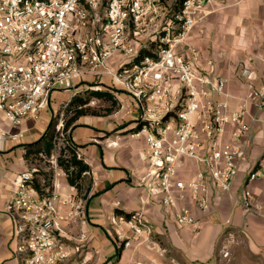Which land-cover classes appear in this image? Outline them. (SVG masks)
<instances>
[{
    "label": "built area",
    "instance_id": "obj_1",
    "mask_svg": "<svg viewBox=\"0 0 264 264\" xmlns=\"http://www.w3.org/2000/svg\"><path fill=\"white\" fill-rule=\"evenodd\" d=\"M227 1L0 0V113L14 124L39 119L54 91L89 77L110 78L138 111L130 135L145 137L146 171L139 180L148 199L177 223L197 228L193 208L208 209L212 189H233L259 132L264 149V84L257 85L256 69H238L246 89L235 94L231 79L212 73L213 60L202 62L188 44L207 7ZM53 162L51 187L37 189L31 168L16 179L8 203L25 242L24 264H85L65 228L80 221L87 199L74 186L61 191L67 173ZM263 176L264 150L239 203L253 206L248 184ZM111 222L124 246L152 240L156 232L142 210L115 213ZM229 243L222 249L227 264Z\"/></svg>",
    "mask_w": 264,
    "mask_h": 264
},
{
    "label": "crops",
    "instance_id": "obj_2",
    "mask_svg": "<svg viewBox=\"0 0 264 264\" xmlns=\"http://www.w3.org/2000/svg\"><path fill=\"white\" fill-rule=\"evenodd\" d=\"M207 10L204 22L190 32L188 44L200 51L202 62L213 60L212 73L231 79L233 93L242 95L246 89L237 78L243 65L256 69V83L263 85L264 0H228L210 5ZM89 82L112 92L117 88L110 78L89 77L70 89L72 94L62 99V103L66 106ZM126 93L119 94V109L109 118L81 116L68 130L81 158L91 167L88 177L92 186L84 215L65 228L76 258H84L85 264H227L222 249L225 243L235 240L264 259V176L248 184L253 206L238 202L243 198L248 171L262 157V133L256 135L233 189L230 192L212 189L208 209L193 208L199 226L181 225L167 217L162 205L148 199L140 183L139 177L146 171L143 159L146 141L144 136L130 135L138 111L133 98ZM53 98L60 99L61 95L52 93L39 119L28 117L14 124L0 113V264H24L22 244L8 203L18 176L31 169L25 158V145L38 141L57 116L52 113L56 106ZM127 116L129 121L124 118ZM71 188L67 177H63L61 191L67 193ZM137 210L154 222L155 235L152 240L132 239L129 246H123L111 218L118 211ZM236 256L240 258L239 253Z\"/></svg>",
    "mask_w": 264,
    "mask_h": 264
},
{
    "label": "trees",
    "instance_id": "obj_3",
    "mask_svg": "<svg viewBox=\"0 0 264 264\" xmlns=\"http://www.w3.org/2000/svg\"><path fill=\"white\" fill-rule=\"evenodd\" d=\"M97 86L98 85L93 83L86 91L87 96L81 93L77 94L67 104L64 110V118H66L64 121L65 132L72 128L74 123L81 116L99 114L98 112L93 111L89 105L90 101L93 98L102 101H109L112 103L113 107L108 109L107 114L113 113L115 107L119 105V101L114 92ZM58 116L59 114L52 119L47 131L38 141L25 145V158L27 161L30 159L31 156H37L38 154H44L47 156H50L52 154L56 143V137L58 135V132L56 130V126L58 123V121L56 120ZM66 141L67 145L65 149H63V155L58 157V164L62 169L66 171L69 184L74 186L80 194L82 192L81 181L83 180V178L88 177V175L91 173V167L88 163L84 161V159L78 158V146L71 140V137L69 135ZM64 150H68L69 153H64ZM38 172L39 170L36 169L35 173L38 174ZM52 179L53 178L51 177L48 181H45V183L42 184L41 181H39V179L35 177L33 182L35 187L41 190L42 187H51ZM91 186L92 183L90 180V184L86 189V193L84 195V198H86L87 201H89L90 199L89 194L91 192ZM118 213L123 212L118 211Z\"/></svg>",
    "mask_w": 264,
    "mask_h": 264
},
{
    "label": "rangeland",
    "instance_id": "obj_4",
    "mask_svg": "<svg viewBox=\"0 0 264 264\" xmlns=\"http://www.w3.org/2000/svg\"><path fill=\"white\" fill-rule=\"evenodd\" d=\"M93 83L89 82L87 86L82 87V89H80V93L87 96V87H90ZM115 86H117V88L113 89V92L115 93L119 103H120V98L118 97L119 94H125L126 92L122 89V87L120 85L114 84ZM56 92L61 95V98H53V102L55 101L56 106L55 109L52 113L54 116L58 115L57 120L59 121V119H61L62 114L65 110V105L62 103V99H66L68 97L69 94H72L73 91H68V92H58V90H56ZM125 92V93H124ZM128 94V93H126ZM129 95V94H128ZM90 107L92 108L93 111L98 112V116L102 117L104 119H107L110 117V115L112 113L107 114L108 109L113 107L112 103L109 101H102L96 98H93L90 101ZM119 109V105H117V107H115L114 112L116 110ZM113 112V113H114ZM71 115V114H70ZM125 119H128L127 121H129V116L124 117ZM66 118H64L63 115V120L65 121ZM137 120V117L134 116L133 120ZM131 121V120H130ZM57 130V129H56ZM58 135L56 137V143H55V147L52 151V154L50 156L44 155V154H38L37 156H31L30 159L27 161L28 165L31 168H36L39 170L38 174H37V179H39L40 181H42L43 183H45V181H48L51 177L53 178V173L55 170V164H54V160H57L58 162V157L63 155V149H65L66 145H67V141L66 139L68 138V131L65 132L64 131V127L58 131ZM105 135L109 134L108 132L104 133ZM64 153H69L68 150H64ZM59 165V164H58ZM60 166V165H59ZM82 183V192L80 193L81 196H84L86 193V189L88 188L89 184H90V178L89 177H85L83 178V180L81 181ZM12 198V197H11ZM18 239H20V243L24 244V239L21 238L19 232L16 233ZM228 249L230 251V259H231V263L232 264H264V259L261 256L258 255H254L252 253H250L248 251V249H246V246L241 244L238 245V242H236L235 240L231 241L228 244ZM25 252H22V254H24ZM239 253V259L238 256H236ZM25 257V255H24Z\"/></svg>",
    "mask_w": 264,
    "mask_h": 264
},
{
    "label": "water",
    "instance_id": "obj_5",
    "mask_svg": "<svg viewBox=\"0 0 264 264\" xmlns=\"http://www.w3.org/2000/svg\"><path fill=\"white\" fill-rule=\"evenodd\" d=\"M66 90V89H65Z\"/></svg>",
    "mask_w": 264,
    "mask_h": 264
}]
</instances>
